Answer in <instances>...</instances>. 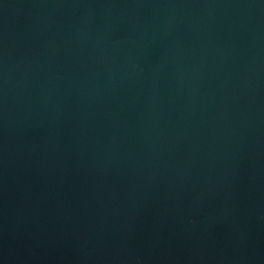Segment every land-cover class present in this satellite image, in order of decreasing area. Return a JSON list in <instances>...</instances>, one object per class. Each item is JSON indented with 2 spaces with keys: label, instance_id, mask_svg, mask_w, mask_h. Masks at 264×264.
<instances>
[{
  "label": "water",
  "instance_id": "obj_1",
  "mask_svg": "<svg viewBox=\"0 0 264 264\" xmlns=\"http://www.w3.org/2000/svg\"><path fill=\"white\" fill-rule=\"evenodd\" d=\"M0 264H264V0H0Z\"/></svg>",
  "mask_w": 264,
  "mask_h": 264
}]
</instances>
